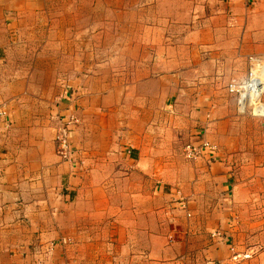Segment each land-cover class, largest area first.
I'll use <instances>...</instances> for the list:
<instances>
[{
	"label": "crops",
	"instance_id": "0c3cea01",
	"mask_svg": "<svg viewBox=\"0 0 264 264\" xmlns=\"http://www.w3.org/2000/svg\"><path fill=\"white\" fill-rule=\"evenodd\" d=\"M251 56L264 0H0V264H264L220 90ZM204 129L226 159L172 158Z\"/></svg>",
	"mask_w": 264,
	"mask_h": 264
},
{
	"label": "rangeland",
	"instance_id": "374dc122",
	"mask_svg": "<svg viewBox=\"0 0 264 264\" xmlns=\"http://www.w3.org/2000/svg\"><path fill=\"white\" fill-rule=\"evenodd\" d=\"M240 83H242V81ZM228 86L227 87L225 86L224 88L220 89L222 92H224L223 95L225 97L227 95L226 90H228ZM232 96L234 102H232L233 105L231 106H233V108L231 110V113L228 114V118L224 122L226 126L224 129L226 130L227 133H229L228 136H226L225 142H227L226 143L227 145L228 143L230 145H234L235 152L232 154L223 152L221 147H219L218 145L206 141V137H205L206 133L204 129L201 133L202 141L209 143L212 146V150L209 153L207 151H204L203 153H205V155L209 156L210 158L215 157L216 160L226 159V157L231 154L232 156H234L232 160L234 159L235 161H239V160L244 161L246 164L249 165L250 168H252L250 170L257 169L264 171V120L258 119L253 116L254 103L249 104V106L246 105L245 109H241L237 104L238 100L236 95L233 94ZM262 102L264 103V97L262 98ZM227 106L230 107L228 104ZM204 122L211 123V121L207 117H205ZM190 144H191L190 142L188 144L184 143V146L181 151L173 152L172 158H175L176 160L179 159L187 160L188 158L184 157L185 149L186 146ZM201 157H203L202 154L199 155V157L192 159L190 161L197 160ZM234 166L236 165L234 164ZM232 170H234V168ZM236 256L238 257L237 258L238 260L239 256L237 254ZM244 257L247 258L248 256H244Z\"/></svg>",
	"mask_w": 264,
	"mask_h": 264
},
{
	"label": "built area",
	"instance_id": "2783aa9c",
	"mask_svg": "<svg viewBox=\"0 0 264 264\" xmlns=\"http://www.w3.org/2000/svg\"><path fill=\"white\" fill-rule=\"evenodd\" d=\"M248 73L247 77L240 84H230L228 91L230 94H235L237 97V104L241 109H245V106L254 103L253 116L264 120V103L262 98L264 92L258 95L255 91L260 88L264 89V59L260 57L251 56L247 60ZM262 84V86H260ZM7 116V111L4 106L0 105V119H4ZM77 123L74 117H70L68 121H65L62 127L59 129L56 137L57 142V154L63 159L68 160L70 156V130L71 126ZM212 150V146L204 141H200L199 144H190L186 146L185 157L190 160L199 157L204 151L208 153ZM187 159V160H188ZM62 244L65 242L62 241ZM237 256L232 259L237 260ZM245 258V257H244Z\"/></svg>",
	"mask_w": 264,
	"mask_h": 264
},
{
	"label": "bare ground",
	"instance_id": "6f19581e",
	"mask_svg": "<svg viewBox=\"0 0 264 264\" xmlns=\"http://www.w3.org/2000/svg\"><path fill=\"white\" fill-rule=\"evenodd\" d=\"M234 84H237V83H234ZM260 86H262V84H260ZM255 92H256L258 95H260L261 92H264V89H260V88H258Z\"/></svg>",
	"mask_w": 264,
	"mask_h": 264
}]
</instances>
